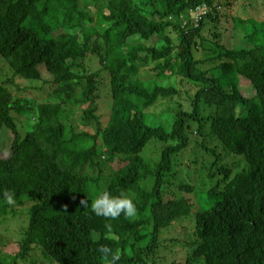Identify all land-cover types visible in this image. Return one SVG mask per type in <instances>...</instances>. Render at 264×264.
Returning a JSON list of instances; mask_svg holds the SVG:
<instances>
[{"label": "trees", "instance_id": "1", "mask_svg": "<svg viewBox=\"0 0 264 264\" xmlns=\"http://www.w3.org/2000/svg\"><path fill=\"white\" fill-rule=\"evenodd\" d=\"M88 1L0 0V264H264V21L227 27L237 0ZM103 191L137 214L97 216Z\"/></svg>", "mask_w": 264, "mask_h": 264}, {"label": "rangeland", "instance_id": "2", "mask_svg": "<svg viewBox=\"0 0 264 264\" xmlns=\"http://www.w3.org/2000/svg\"><path fill=\"white\" fill-rule=\"evenodd\" d=\"M222 1L223 2H231L233 0H227V1L222 0ZM244 1H246V0H237L235 4L233 2L234 5H233L232 11L227 13L228 14V22H229V24L226 25L227 27L229 25H231V23H230V20L232 18L231 16H233L234 18H239V19H243V20H250V21H253L255 23H259V22L264 21V0H247L246 1L247 3ZM87 3L89 4L90 9H93V10L95 9L94 8V6H95L94 1L89 0ZM249 4L252 5V8H248ZM234 10H237V11H234ZM42 68H44V67L43 66L40 67L41 72H42ZM11 74H12V71H11L10 67L8 66L6 61L0 56V82L5 80L6 78H11ZM21 80L17 79L16 83L18 85L22 86L24 89L28 88V90H29V91L22 92V94H21L22 98L24 97V98H28L29 100H35L38 103L39 102L52 101L51 91H49L46 87L43 86L42 91H39V90L37 91L36 89L34 90L33 88L38 86L39 83H34V84L30 85V83L22 82ZM240 89L242 90L243 94H245L247 96H249V94L252 91V90H250V85L248 84V82H246L244 80L241 82ZM35 95H37L36 98H35ZM103 96L106 97L105 92L102 94V97ZM102 100H103V102L101 103L98 114L105 116V113H107L108 108H107L106 102H104V100H105L104 97L102 98ZM160 105H162V101L158 100V106H160ZM73 111L75 112V114L73 116V119H74L73 125L77 126L78 128H81L78 125V122H79L78 118L81 116V110L78 108H75V109H73ZM159 113L160 114H155L156 120L158 121L160 119L158 122H163L164 119L168 120L173 116V114H171V112L169 110L166 111V113L163 111H161ZM161 115L163 116V118H161ZM163 125H167V124L163 123ZM206 132H208V128L206 129ZM9 139H10L9 136L5 133L2 137V145L7 147L9 144ZM209 139H210V140H208L209 146L211 148L216 149V153H217V155H219V159L222 162L230 163L234 157L237 160H239V163H238L239 166H241L243 164V162H244L243 157L230 154L227 150H225V148L221 145V143H219L216 139H212V138H209ZM190 145H194V144H190ZM188 147L190 149H192L191 146H188ZM190 149H187L185 151V153L190 151ZM200 164H201V162H200ZM211 185H212L211 183H208V186H211ZM90 190L92 192H96L95 187L91 186ZM14 223H15V221H13L10 225L8 224L9 227L11 228ZM14 228H15V226L12 228V230ZM6 236H8V235L5 234V231L0 232V239L1 240ZM14 236H16V233ZM11 238L12 239H10V236H9V239L11 241H14V238L13 237H11ZM34 257H35L34 261L36 262V264H50L40 253H36L34 255Z\"/></svg>", "mask_w": 264, "mask_h": 264}, {"label": "clouds", "instance_id": "3", "mask_svg": "<svg viewBox=\"0 0 264 264\" xmlns=\"http://www.w3.org/2000/svg\"><path fill=\"white\" fill-rule=\"evenodd\" d=\"M4 197L9 204L15 203V193L5 191ZM86 200H81L82 205H87ZM91 208L97 216L115 219L123 213L126 217H134L137 214V207L134 201L125 193L121 192L118 196H113L108 191L101 192L97 198L91 203ZM110 229V225H106ZM98 251L105 257L112 252L108 245H101ZM119 256H112V264H116Z\"/></svg>", "mask_w": 264, "mask_h": 264}]
</instances>
